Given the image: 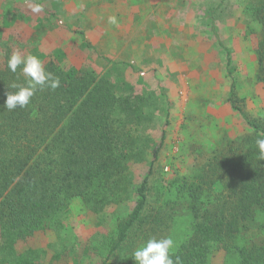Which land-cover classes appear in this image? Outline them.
<instances>
[{
    "label": "trees",
    "instance_id": "16d2710c",
    "mask_svg": "<svg viewBox=\"0 0 264 264\" xmlns=\"http://www.w3.org/2000/svg\"><path fill=\"white\" fill-rule=\"evenodd\" d=\"M241 8L240 20L256 41L250 81L261 85L264 0H244ZM3 29L0 264H135L138 247L169 237L171 258L180 264H215L217 254L219 264H264V159L256 144L264 139V115L252 114L237 78L227 103L243 131L213 149L183 146L164 168L167 133L161 129L158 141L155 132L160 112L173 105L167 93L129 92L106 73L67 67L62 46L44 63L60 87L37 91L23 109L4 108V92L15 91L8 86L26 85L22 66L13 73L8 60L29 55L31 41ZM78 211L92 229L87 244L70 223Z\"/></svg>",
    "mask_w": 264,
    "mask_h": 264
},
{
    "label": "rangeland",
    "instance_id": "374dc122",
    "mask_svg": "<svg viewBox=\"0 0 264 264\" xmlns=\"http://www.w3.org/2000/svg\"><path fill=\"white\" fill-rule=\"evenodd\" d=\"M34 1L0 0V29L15 40L30 38V54L43 63L62 46L67 67L106 73L129 92L167 93L173 105L169 113L160 112L155 132L158 141L161 129L167 133L160 161L164 168L186 146L213 149L243 131L244 124L227 103L232 78L241 83L240 96L252 114L264 115V84L250 81L256 41L240 20L244 0H227L218 10L221 0ZM213 14L215 32L208 20ZM112 15L118 25L107 22ZM70 223L87 244L92 229L82 212H74ZM108 224L113 227L112 220ZM221 261L217 254L214 263Z\"/></svg>",
    "mask_w": 264,
    "mask_h": 264
},
{
    "label": "clouds",
    "instance_id": "9594fccd",
    "mask_svg": "<svg viewBox=\"0 0 264 264\" xmlns=\"http://www.w3.org/2000/svg\"><path fill=\"white\" fill-rule=\"evenodd\" d=\"M107 22L110 25L119 24L115 15L109 16ZM18 67L26 78V85L13 82L8 86V88L15 89V91L6 90L4 92L6 99L2 106L8 110L27 107L37 91L45 88L54 91L60 87V77L46 71L42 58L37 55L21 56L19 53H13L8 60V68L16 73ZM256 144L259 147L260 158L264 159V139H257ZM173 248L174 241L170 237L150 238L134 251L132 258L135 264H180L179 258L176 261L171 258Z\"/></svg>",
    "mask_w": 264,
    "mask_h": 264
},
{
    "label": "crops",
    "instance_id": "0c3cea01",
    "mask_svg": "<svg viewBox=\"0 0 264 264\" xmlns=\"http://www.w3.org/2000/svg\"><path fill=\"white\" fill-rule=\"evenodd\" d=\"M216 14H213L212 15V17L210 18H208V20L210 21V27L212 28L211 30L212 31H214L215 29H214V27L216 26V23H215V21H214V16H215ZM215 32V31H214ZM214 35H215V33H214ZM255 44V43H254ZM222 45V48H223V44H221ZM254 47H255V45L253 46V49L252 50H254ZM93 52V51H92ZM226 52H227V55H228V51L226 50ZM94 53V52H93ZM230 54V53H229ZM228 58V57H227ZM108 63H110V64H113L114 65V63L113 62H111L108 58H106L105 59ZM229 61V60H228Z\"/></svg>",
    "mask_w": 264,
    "mask_h": 264
}]
</instances>
